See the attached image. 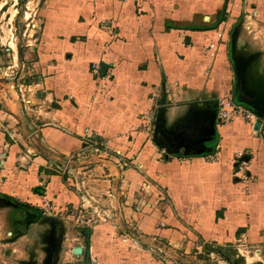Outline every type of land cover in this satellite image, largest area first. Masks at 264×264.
Here are the masks:
<instances>
[{"label":"crops","instance_id":"0c3cea01","mask_svg":"<svg viewBox=\"0 0 264 264\" xmlns=\"http://www.w3.org/2000/svg\"><path fill=\"white\" fill-rule=\"evenodd\" d=\"M38 17L37 93L0 97V264L49 263L45 200L99 216L72 233L82 253L62 248L58 264H178L213 245L263 256L264 130L219 124L217 101L234 97L232 60L264 93V49L237 25L264 29V0H43ZM159 111L160 139L209 134L210 152L168 156L154 141ZM89 137L120 153L68 164Z\"/></svg>","mask_w":264,"mask_h":264},{"label":"rangeland","instance_id":"374dc122","mask_svg":"<svg viewBox=\"0 0 264 264\" xmlns=\"http://www.w3.org/2000/svg\"><path fill=\"white\" fill-rule=\"evenodd\" d=\"M42 1L0 0V97H7L11 92L16 93L22 101L27 100L28 95L37 93L33 91L31 64L35 60L33 49L36 48L42 28L38 17ZM237 25L241 26L245 36H255L259 44L257 46L264 49V29L253 24L255 30L251 33L244 19L239 20ZM246 87L249 88L248 85ZM251 251V248L234 249L213 245L205 252L194 255L191 261H179L178 264H264V255L258 257L259 253Z\"/></svg>","mask_w":264,"mask_h":264},{"label":"built area","instance_id":"2783aa9c","mask_svg":"<svg viewBox=\"0 0 264 264\" xmlns=\"http://www.w3.org/2000/svg\"><path fill=\"white\" fill-rule=\"evenodd\" d=\"M140 1V0H138ZM219 38H222V34L218 35ZM214 46L210 45L209 49H213ZM91 73L96 80H103L104 76L102 75L100 64H93L91 67ZM23 103L28 104L29 100L22 99ZM235 119H242L243 121L250 124L253 128L257 122H261L264 127V120L253 112L250 108L245 107L241 104H238L234 101L233 95L227 94L223 97H220L217 101V121L219 124H227ZM149 124H146L145 127L148 131L152 129V120L150 119ZM85 148L81 150L79 154L72 155L68 158L67 163L79 159V156H86L87 154L93 155L99 159H107L113 154L120 153L115 151L111 146L109 140L89 137L85 143ZM210 160H215V157ZM118 165L122 166L125 164L122 161L118 162ZM58 170V169H57ZM237 175L244 181H247V163L242 160V156L239 157L237 162ZM71 184V183H70ZM74 186L77 188V182H74ZM83 199V198H82ZM84 201L81 202L80 206L74 209L72 212L64 211L57 209L49 200H45L42 205L43 214L50 218H57L65 224L67 233L63 239V254L64 255H73V248L71 247V242L73 241L72 233L83 225L95 226L98 223L99 216H93L89 213V210L83 205ZM257 252L258 250H254Z\"/></svg>","mask_w":264,"mask_h":264},{"label":"water","instance_id":"95a60500","mask_svg":"<svg viewBox=\"0 0 264 264\" xmlns=\"http://www.w3.org/2000/svg\"><path fill=\"white\" fill-rule=\"evenodd\" d=\"M232 65L235 75L234 99L238 104L250 108L260 117V119L264 120V93L258 94L247 90L245 85V74H244V70L246 67L245 62L232 60ZM106 69H107L106 66L101 67V71L103 74L106 72ZM242 97H246L250 101L247 102ZM160 120H161V112L159 111L156 120L154 141L158 147L164 148L166 150L168 156H176L181 154L188 156L191 153L190 151H193L192 153H194L196 156H201L208 151L210 152L209 148L206 146V143L210 137L209 134H207V137L205 139H202L201 141L198 142H191L190 145H185L180 143L179 139L177 138H173L174 142H172L171 145L168 143L165 137L163 139H160L159 138V135L161 134ZM254 128L258 132L264 130V127L261 122H257ZM196 145L199 146L198 149L195 148ZM243 160L249 161V158L244 157ZM51 221L55 223L56 236L54 238L49 264H58L66 227L65 224L57 218H51ZM81 253H82L81 248L74 250L75 255Z\"/></svg>","mask_w":264,"mask_h":264},{"label":"flooded vegetation","instance_id":"af4514ba","mask_svg":"<svg viewBox=\"0 0 264 264\" xmlns=\"http://www.w3.org/2000/svg\"><path fill=\"white\" fill-rule=\"evenodd\" d=\"M243 96V95H242ZM245 101H250L248 98H246V97H242ZM167 139V141H168V143L171 145V143L172 142H174V139L173 138H166ZM179 142L180 143H182V139H179ZM197 146H195V148H196ZM62 246H63V244H62ZM62 250V249H61ZM60 260V259H59ZM49 264V263H48Z\"/></svg>","mask_w":264,"mask_h":264},{"label":"trees","instance_id":"16d2710c","mask_svg":"<svg viewBox=\"0 0 264 264\" xmlns=\"http://www.w3.org/2000/svg\"><path fill=\"white\" fill-rule=\"evenodd\" d=\"M234 101L236 102V100L234 99ZM237 103V102H236Z\"/></svg>","mask_w":264,"mask_h":264},{"label":"bare ground","instance_id":"6f19581e","mask_svg":"<svg viewBox=\"0 0 264 264\" xmlns=\"http://www.w3.org/2000/svg\"><path fill=\"white\" fill-rule=\"evenodd\" d=\"M14 47V46H13Z\"/></svg>","mask_w":264,"mask_h":264}]
</instances>
